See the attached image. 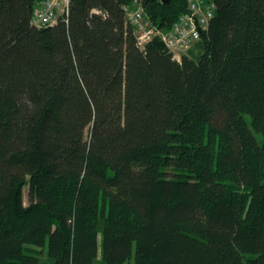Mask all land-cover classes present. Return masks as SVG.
<instances>
[{
	"label": "trees",
	"instance_id": "16d2710c",
	"mask_svg": "<svg viewBox=\"0 0 264 264\" xmlns=\"http://www.w3.org/2000/svg\"><path fill=\"white\" fill-rule=\"evenodd\" d=\"M134 1L37 28L0 0V264H264V0H211L181 61L138 46Z\"/></svg>",
	"mask_w": 264,
	"mask_h": 264
},
{
	"label": "built area",
	"instance_id": "2783aa9c",
	"mask_svg": "<svg viewBox=\"0 0 264 264\" xmlns=\"http://www.w3.org/2000/svg\"><path fill=\"white\" fill-rule=\"evenodd\" d=\"M186 12L180 15L169 31L157 27L147 16L142 0L125 6L126 23L133 29L136 42L141 49L159 40L173 58L182 57L199 41L214 19L216 4L211 0H183ZM71 0H35L32 24L37 28L55 25L60 17L69 14Z\"/></svg>",
	"mask_w": 264,
	"mask_h": 264
},
{
	"label": "rangeland",
	"instance_id": "374dc122",
	"mask_svg": "<svg viewBox=\"0 0 264 264\" xmlns=\"http://www.w3.org/2000/svg\"><path fill=\"white\" fill-rule=\"evenodd\" d=\"M256 137L258 138V140H259L260 142H262V139H263L262 135L257 134ZM25 203L28 204V188H27V187H26V189H25ZM37 250H38V252H39V258H40L43 262H45V261L47 260V252H44V250L42 251V250H40V249H37ZM46 251H47V249H46ZM126 264H134V255H133V257H132V258H131Z\"/></svg>",
	"mask_w": 264,
	"mask_h": 264
},
{
	"label": "water",
	"instance_id": "95a60500",
	"mask_svg": "<svg viewBox=\"0 0 264 264\" xmlns=\"http://www.w3.org/2000/svg\"><path fill=\"white\" fill-rule=\"evenodd\" d=\"M163 3L168 5L170 3V0H163Z\"/></svg>",
	"mask_w": 264,
	"mask_h": 264
}]
</instances>
